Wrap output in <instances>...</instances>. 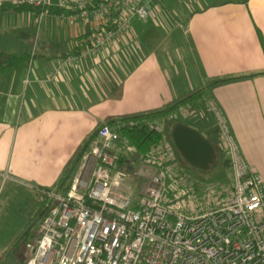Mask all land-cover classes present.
Returning <instances> with one entry per match:
<instances>
[{
    "label": "crops",
    "instance_id": "obj_1",
    "mask_svg": "<svg viewBox=\"0 0 264 264\" xmlns=\"http://www.w3.org/2000/svg\"><path fill=\"white\" fill-rule=\"evenodd\" d=\"M10 1L0 0V53L27 60L0 72V182L35 194L37 212L39 189L58 187L99 126L199 92L160 128L197 130L217 155L223 144L216 108L246 165L264 181V0H184L191 10H183L186 25L173 36L172 52L155 23L163 0H149L151 21L63 70L61 59L82 48L96 20H58V5L74 0H48L42 20Z\"/></svg>",
    "mask_w": 264,
    "mask_h": 264
},
{
    "label": "built area",
    "instance_id": "obj_2",
    "mask_svg": "<svg viewBox=\"0 0 264 264\" xmlns=\"http://www.w3.org/2000/svg\"><path fill=\"white\" fill-rule=\"evenodd\" d=\"M10 4L41 8L39 20L48 14V0ZM58 7V20H96L82 48L61 59L60 70L98 56L131 31L134 18L146 22L151 15L149 0H74ZM213 111L230 165L232 192L226 203L193 215L171 209L165 204L163 170L151 174L141 196L133 198L130 178L119 164L121 139L103 124L67 189H39L44 213L34 245H27L26 264H264V181L248 168L219 112ZM151 159L146 163L154 164Z\"/></svg>",
    "mask_w": 264,
    "mask_h": 264
},
{
    "label": "rangeland",
    "instance_id": "obj_3",
    "mask_svg": "<svg viewBox=\"0 0 264 264\" xmlns=\"http://www.w3.org/2000/svg\"><path fill=\"white\" fill-rule=\"evenodd\" d=\"M162 7L161 15L156 17L155 23L165 37V48L172 52L175 41L173 36L177 34L176 32H181L186 25L182 17L183 10L190 13L191 8L190 10L187 8L184 0H163ZM148 21H151V18ZM138 22L143 21L134 18L132 25L136 26ZM165 120L169 122L171 118ZM163 121L155 122L163 134V140L152 150L148 158L138 155L125 141L120 143V148L124 152L121 153L119 164L130 178L128 189L133 198L141 196L151 174L156 170H163L166 173L165 204L171 209L193 215L226 203L231 196L232 183L230 165L228 167L225 163L227 160L225 151L222 149L217 151L216 161L208 172L197 170L189 166L176 150L169 135V130L174 125L170 124L167 128L164 126L163 130L161 125ZM149 158L155 163H146ZM147 170L148 174L140 176V172L144 173ZM0 186V264H24L31 256L27 245L30 244L32 247L36 240L28 242L27 245L20 241L27 231L37 234L39 223L37 202L40 199L10 181L0 182ZM18 244L19 248L14 249Z\"/></svg>",
    "mask_w": 264,
    "mask_h": 264
},
{
    "label": "trees",
    "instance_id": "obj_4",
    "mask_svg": "<svg viewBox=\"0 0 264 264\" xmlns=\"http://www.w3.org/2000/svg\"><path fill=\"white\" fill-rule=\"evenodd\" d=\"M13 9L17 11H34L36 13H40L42 11L41 8H35L28 4L13 7ZM59 11L61 12L62 10H57V12ZM26 60L27 55H3L0 53V72L7 71L9 69H12L13 67H17L23 61ZM229 80L230 79L225 78L223 80L213 82L212 85ZM202 94V92L195 93L186 100L167 106L159 111L123 117L120 119L109 121L108 123H106V125H108L113 131L117 132L121 141H125L138 155L143 158H148L149 155L152 153V150L163 140V134L156 127L155 122L157 123L159 121L168 119L179 109L184 107L186 105L185 103L188 100H191L193 97H199ZM96 132L85 142L84 146L81 148L76 158L68 166V168L63 173L62 177L59 179L58 187L56 188L63 189L64 191L67 189L68 185L70 184L71 178L79 164L83 152L87 149L89 141L95 136ZM225 163L229 167L228 159ZM43 213L44 205H42V207L38 211L40 217L43 215ZM36 239L37 234L34 235L31 232L27 231L20 243L25 242L27 245L28 242L34 241ZM19 244L15 246L14 249H18ZM24 264H26V262Z\"/></svg>",
    "mask_w": 264,
    "mask_h": 264
},
{
    "label": "water",
    "instance_id": "obj_5",
    "mask_svg": "<svg viewBox=\"0 0 264 264\" xmlns=\"http://www.w3.org/2000/svg\"><path fill=\"white\" fill-rule=\"evenodd\" d=\"M171 139L184 161L191 167L208 172L216 161L213 145L197 130L177 124Z\"/></svg>",
    "mask_w": 264,
    "mask_h": 264
}]
</instances>
